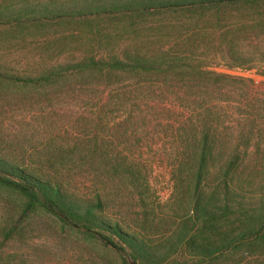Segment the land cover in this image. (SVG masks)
Here are the masks:
<instances>
[{"label": "rangeland", "instance_id": "374dc122", "mask_svg": "<svg viewBox=\"0 0 264 264\" xmlns=\"http://www.w3.org/2000/svg\"><path fill=\"white\" fill-rule=\"evenodd\" d=\"M122 1L0 0L2 161L48 177L60 172L67 190L78 187L84 194L82 172L70 159L94 151L93 114L106 101L103 94L102 100L93 97L112 90L231 93L230 112L234 117L225 118L226 125L243 131L237 120V110L243 109L238 107L239 96L245 92L264 94V7L225 4L43 19L44 7L53 15L71 13L72 9L100 12L106 11L108 4ZM93 60L128 65L147 60L162 67L141 71L102 66V70L49 76ZM234 78L252 80L253 85ZM263 127L261 124L260 129ZM158 149L159 145L144 150L145 158L152 163L147 176L148 201L143 204L127 198L118 200L114 207L107 204L103 208L106 219L146 237L147 246L164 256V264H264V242L212 253L210 258L195 252L208 233L199 231L201 221L185 214V188L175 187L170 166L151 158ZM261 150L264 157V148ZM248 152H256L254 142ZM98 183L117 193L108 177ZM115 241L131 251L124 241ZM0 264L125 262L110 246L61 223L25 193L0 183Z\"/></svg>", "mask_w": 264, "mask_h": 264}, {"label": "trees", "instance_id": "16d2710c", "mask_svg": "<svg viewBox=\"0 0 264 264\" xmlns=\"http://www.w3.org/2000/svg\"><path fill=\"white\" fill-rule=\"evenodd\" d=\"M225 4L264 7V0H123L106 5L109 7L106 11L72 9L71 13L59 15H53L46 7L40 8L45 13L43 19L55 20ZM102 66L141 71L162 67L147 60L134 65L93 60L49 76L54 78L92 68L102 70ZM170 66L173 65H168V68ZM234 79L253 85L252 80ZM102 94L106 103L93 114L94 146L91 145V150L94 151L88 156L70 159L76 170L82 172L80 182L86 188L84 194H80L78 187L67 190L60 172L48 177L1 159L0 183L25 193L61 223L110 246L122 255L125 264H164V256L147 246L146 237L132 230L125 231L118 224L113 225L114 221L107 220L103 210L105 205L114 207L118 200L127 198L143 204L148 201L147 176L152 163L145 158L144 150H153L159 145L160 150L153 152L156 156L151 158L170 166L175 187L185 188L183 192L188 201L185 214L193 217L194 221H201L199 231L208 233L205 240L196 246L195 252L199 256L210 258L212 253L253 247L264 242V157L261 150L264 148V127L260 129L264 124V94L245 92L239 96L242 100H237L238 107L243 109L237 110V120H240L239 125H243L242 132L235 128L231 130L232 127L226 125L225 118L234 117L230 112L231 93L112 90L93 98L102 100ZM253 142L256 152L249 153ZM66 165L62 163L61 166ZM104 176L109 178L117 193L113 194L99 185ZM140 189L143 192L138 195ZM115 240L124 241L131 251L128 252ZM250 256L254 257L253 253Z\"/></svg>", "mask_w": 264, "mask_h": 264}]
</instances>
